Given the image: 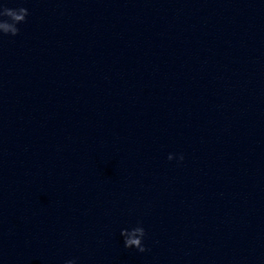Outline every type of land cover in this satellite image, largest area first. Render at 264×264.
I'll list each match as a JSON object with an SVG mask.
<instances>
[{"label": "clouds", "instance_id": "1", "mask_svg": "<svg viewBox=\"0 0 264 264\" xmlns=\"http://www.w3.org/2000/svg\"><path fill=\"white\" fill-rule=\"evenodd\" d=\"M28 14V9L25 7L8 8L0 5V34L12 36L18 35V25L26 21ZM173 158V155L169 154L168 159L172 160ZM179 159L182 161L184 159L183 155H180ZM121 235H124V233L122 232ZM141 235L145 237V230H142ZM133 244L136 245V248L140 252H145L147 250L139 239L126 240L124 246L130 248Z\"/></svg>", "mask_w": 264, "mask_h": 264}]
</instances>
